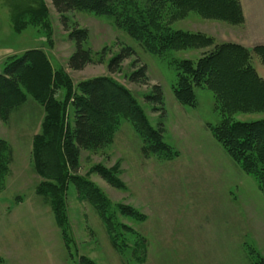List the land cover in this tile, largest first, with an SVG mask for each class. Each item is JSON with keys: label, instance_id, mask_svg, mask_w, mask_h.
Here are the masks:
<instances>
[{"label": "rangeland", "instance_id": "1", "mask_svg": "<svg viewBox=\"0 0 264 264\" xmlns=\"http://www.w3.org/2000/svg\"><path fill=\"white\" fill-rule=\"evenodd\" d=\"M67 17L70 31L89 32L84 47L91 63L82 71L69 66L76 44L51 0H0V90L5 70L23 56L35 64L19 70L10 113L0 117V264H84L83 258L93 264H263L264 193L214 138L210 126L222 118L212 92L196 88L195 106L182 105L174 93L176 65L211 48L155 54L112 17ZM170 29L219 44L264 39L245 26V17L234 26L190 12ZM124 47L136 55L111 73L109 64ZM261 62L252 55L264 77ZM142 66L147 81L132 83ZM103 77L125 87L151 127L163 129L167 151L154 153L133 122L117 115L99 127L101 145L81 151L74 173L65 150L75 103L82 83ZM155 86L163 106L147 100ZM260 119L264 112L234 116Z\"/></svg>", "mask_w": 264, "mask_h": 264}, {"label": "trees", "instance_id": "2", "mask_svg": "<svg viewBox=\"0 0 264 264\" xmlns=\"http://www.w3.org/2000/svg\"><path fill=\"white\" fill-rule=\"evenodd\" d=\"M51 2L61 16V22L67 32L70 31L67 14L88 12L112 17L119 29L142 42L148 51L155 54L172 50L211 48L196 61L183 60L176 65L177 83L174 93L182 105L195 106L196 88L201 87L212 92L215 108L222 118L216 126H210L214 138L242 170L256 180L259 189L264 193V119L244 122L234 120L236 115L264 112V79L251 64L253 54H257L264 64V46H257L251 50L235 43H216L213 38L202 33L170 29L171 21L185 18L190 12L205 20L242 26L244 14L240 0H51ZM69 38L76 44L69 66L74 71H82L91 63L90 51L84 47L89 32L76 28L70 31ZM135 55L131 47H124L110 62V72L119 71L122 64ZM34 67V62L27 55L5 70L1 83L3 90H0V117L8 116L10 113L6 106L21 83L19 70ZM130 81L142 84L146 82V66L132 73ZM147 100L157 106H163L160 86L154 87V95L148 96ZM117 115H122L133 122L145 140L153 143L154 153L167 151L166 145L162 142L163 129L157 131L151 127L131 93L106 77L95 78L82 83L81 97L75 103L74 129L67 137L65 150V158L72 172L77 173L79 170L78 158L82 150L101 145L103 129L99 130V127L112 124ZM3 153L4 147L0 143V172L3 170ZM101 176L108 180L103 173ZM82 186L78 184L77 187L84 193ZM85 193L88 196L92 195ZM82 262L93 264L86 262L84 258ZM262 263L264 264L263 260Z\"/></svg>", "mask_w": 264, "mask_h": 264}, {"label": "crops", "instance_id": "3", "mask_svg": "<svg viewBox=\"0 0 264 264\" xmlns=\"http://www.w3.org/2000/svg\"><path fill=\"white\" fill-rule=\"evenodd\" d=\"M241 4L245 17V26L250 30L259 29L261 33H264V0H248L247 3L241 0ZM252 39L250 37H243L242 42L233 41V43H238L248 49L255 45L264 46V39L261 42L253 41ZM262 74L264 75V71H262ZM258 75L264 79L259 73Z\"/></svg>", "mask_w": 264, "mask_h": 264}]
</instances>
